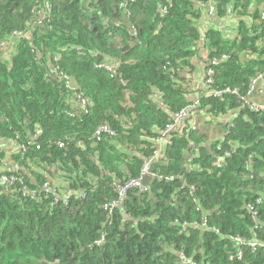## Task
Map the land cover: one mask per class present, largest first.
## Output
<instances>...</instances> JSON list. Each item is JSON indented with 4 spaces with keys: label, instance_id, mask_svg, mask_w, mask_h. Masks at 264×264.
<instances>
[{
    "label": "trees",
    "instance_id": "trees-1",
    "mask_svg": "<svg viewBox=\"0 0 264 264\" xmlns=\"http://www.w3.org/2000/svg\"><path fill=\"white\" fill-rule=\"evenodd\" d=\"M205 1L0 0V264H264V0Z\"/></svg>",
    "mask_w": 264,
    "mask_h": 264
},
{
    "label": "built area",
    "instance_id": "built-area-1",
    "mask_svg": "<svg viewBox=\"0 0 264 264\" xmlns=\"http://www.w3.org/2000/svg\"><path fill=\"white\" fill-rule=\"evenodd\" d=\"M219 0H207L205 1L204 5H206V9H207V13L209 16H214L216 14L217 11V6H218ZM199 5H202V2H198ZM49 5V4H48ZM48 5L45 6L44 10L45 12H43V16L45 17L47 11L49 10ZM263 17H264V13H262ZM42 21L40 20L38 22V24H42ZM22 32H15L14 35H21ZM262 39H264V34L262 36ZM226 57V56H224ZM216 60H212V63H216ZM100 66L104 67L109 73H111L112 75H116V71H117V66L116 65H106L105 63H101ZM213 68L212 67H208L206 70V78L204 80V83L211 84L214 79H213ZM66 78V80L69 79L68 76H64ZM68 82H70V79L68 80ZM72 88L73 85H72ZM250 93L254 94L255 96L264 98V72L258 74L252 81H251V85H250ZM78 98L80 99L81 103L83 104V107L85 108V105L87 104V100L81 98L80 95H78ZM260 100L256 99L253 101H250L251 106L255 109H261L262 105L260 104ZM200 104V100L196 99L192 104H189L185 107H183L182 109H180L179 111H177L176 113L173 114L172 120L165 126V128L163 129V132L160 136L156 137L155 140L157 142H162L164 140H169L168 135L175 130L176 128L180 127L183 125L184 122H186L188 119H191L192 123H191V129L192 130H196L199 128V122H200V118L199 115L196 114V107L199 106ZM41 131L38 130L37 134H40ZM104 133H108L111 136L115 135V131L111 128V126H109V124L104 123L102 124L98 130H97V138L99 139L102 134ZM152 160H149L146 163V166L143 168L142 172L145 175L149 174L150 172V163ZM14 168L17 167V165L13 166ZM14 170V169H13ZM3 180L7 183H11L13 182V178L9 177V176H3ZM143 182H142V178L141 179H132V180H128L127 182H125L124 184H119L118 185V190H119V194H120V199L118 201H114L111 204H109L108 208L113 209L114 207H116L117 205H120L121 202L123 201L122 198H124V196L127 194L128 190L133 188V187H139L142 186ZM52 189V188H51Z\"/></svg>",
    "mask_w": 264,
    "mask_h": 264
},
{
    "label": "crops",
    "instance_id": "crops-1",
    "mask_svg": "<svg viewBox=\"0 0 264 264\" xmlns=\"http://www.w3.org/2000/svg\"><path fill=\"white\" fill-rule=\"evenodd\" d=\"M229 23H230L229 21H226V23L223 22L221 24L219 22V24L217 26H220L223 29L224 32H227L232 27V26H230V28H227V26L229 25ZM193 78H194L193 81L196 80V82L194 81V84L193 85L194 86L199 85L198 83H200L202 81V79H203V72L201 71V69L196 72V74H195V76H193ZM219 121L221 122L220 119H218V122ZM216 122H217L216 119L213 120V123H211L212 126H209L210 128L208 127L209 128V135H210V138L211 139L212 138H215V136H217V134H220L221 133V127H218L216 124H214ZM5 147L8 150L7 153H10L11 150L13 151L14 149L17 148V147H13L12 148V144H9V143H6V146ZM0 169H1V166H0Z\"/></svg>",
    "mask_w": 264,
    "mask_h": 264
},
{
    "label": "water",
    "instance_id": "water-1",
    "mask_svg": "<svg viewBox=\"0 0 264 264\" xmlns=\"http://www.w3.org/2000/svg\"><path fill=\"white\" fill-rule=\"evenodd\" d=\"M147 179H149V176L145 175V176H144V179H143V185H146V181H147Z\"/></svg>",
    "mask_w": 264,
    "mask_h": 264
},
{
    "label": "rangeland",
    "instance_id": "rangeland-1",
    "mask_svg": "<svg viewBox=\"0 0 264 264\" xmlns=\"http://www.w3.org/2000/svg\"><path fill=\"white\" fill-rule=\"evenodd\" d=\"M199 84V83H198Z\"/></svg>",
    "mask_w": 264,
    "mask_h": 264
}]
</instances>
